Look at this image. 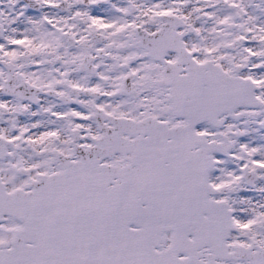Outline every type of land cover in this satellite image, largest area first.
<instances>
[{
  "label": "snow or ice",
  "instance_id": "1",
  "mask_svg": "<svg viewBox=\"0 0 264 264\" xmlns=\"http://www.w3.org/2000/svg\"><path fill=\"white\" fill-rule=\"evenodd\" d=\"M0 264H264V0H0Z\"/></svg>",
  "mask_w": 264,
  "mask_h": 264
}]
</instances>
